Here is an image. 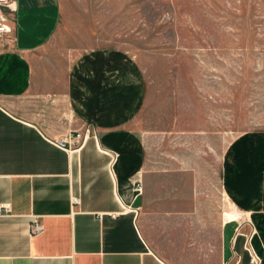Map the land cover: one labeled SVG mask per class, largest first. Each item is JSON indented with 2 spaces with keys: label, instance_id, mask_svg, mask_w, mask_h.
<instances>
[{
  "label": "crops",
  "instance_id": "obj_1",
  "mask_svg": "<svg viewBox=\"0 0 264 264\" xmlns=\"http://www.w3.org/2000/svg\"><path fill=\"white\" fill-rule=\"evenodd\" d=\"M8 12L10 31L0 39V264H252L247 237L264 264V135L235 142L223 175L228 200L248 219H190L194 210L146 186L145 146L134 128L145 95L137 59L116 47L55 50L60 0H13ZM86 126L92 133L80 147L56 145ZM35 222L42 231L33 234ZM247 227L255 230L246 235ZM210 240L215 263L204 258Z\"/></svg>",
  "mask_w": 264,
  "mask_h": 264
},
{
  "label": "rangeland",
  "instance_id": "obj_2",
  "mask_svg": "<svg viewBox=\"0 0 264 264\" xmlns=\"http://www.w3.org/2000/svg\"><path fill=\"white\" fill-rule=\"evenodd\" d=\"M60 1L55 50L116 47L143 69L134 128L145 146L147 188L186 204L190 219L222 223L227 211L248 219L228 200L223 175L235 142L264 135V0ZM210 242L204 258L215 263ZM244 244L258 264L248 237Z\"/></svg>",
  "mask_w": 264,
  "mask_h": 264
},
{
  "label": "built area",
  "instance_id": "obj_3",
  "mask_svg": "<svg viewBox=\"0 0 264 264\" xmlns=\"http://www.w3.org/2000/svg\"><path fill=\"white\" fill-rule=\"evenodd\" d=\"M13 8V0H0V39L4 37L9 31V9ZM92 129L90 126H86L82 131H76L75 133H69L65 136L60 137L55 141L56 145L61 149H76L82 145L84 140L90 136ZM137 188L141 190V182L138 181ZM0 206V212L2 211ZM42 231V225L35 222L31 227V233L36 234ZM255 259H258L256 256Z\"/></svg>",
  "mask_w": 264,
  "mask_h": 264
},
{
  "label": "bare ground",
  "instance_id": "obj_4",
  "mask_svg": "<svg viewBox=\"0 0 264 264\" xmlns=\"http://www.w3.org/2000/svg\"><path fill=\"white\" fill-rule=\"evenodd\" d=\"M234 217H235V214L234 213H232V212H225V215H224V219L225 220H230V219H234Z\"/></svg>",
  "mask_w": 264,
  "mask_h": 264
}]
</instances>
